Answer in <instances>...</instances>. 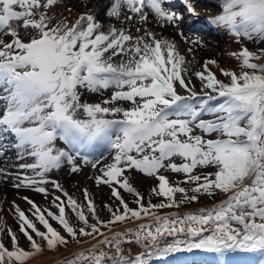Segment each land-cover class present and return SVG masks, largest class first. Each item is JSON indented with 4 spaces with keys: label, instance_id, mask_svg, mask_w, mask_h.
<instances>
[{
    "label": "snow or ice",
    "instance_id": "snow-or-ice-1",
    "mask_svg": "<svg viewBox=\"0 0 264 264\" xmlns=\"http://www.w3.org/2000/svg\"><path fill=\"white\" fill-rule=\"evenodd\" d=\"M182 3L196 15L189 0ZM170 4L109 0L105 14L117 23L105 27L94 9L74 18L53 15L60 0H0V134H12L18 159H31L18 165L23 173L15 174L14 187L47 198L51 184L62 193L53 194L56 211L27 197L31 217L15 206L19 233L0 223V264H29L45 250L73 244L88 247L57 264H150L195 250L214 254L215 264H229L237 252L258 253L264 264V48L243 46L245 40L264 44V0H221L210 23L241 43L230 53L238 70L212 59L191 75L192 61L177 42L147 27L150 16L161 28L178 26L183 17ZM85 91L111 94L89 102ZM94 145L110 159L90 160L85 154ZM8 150L0 143V156ZM77 157L96 169L91 179L118 202L104 205L107 218L87 188L78 201L49 178L65 162L80 172ZM208 168L214 171H198ZM132 170L158 181L152 193L160 202H145L126 175ZM169 172L183 179L173 182ZM121 190L134 197L135 207ZM201 197L213 203L159 211ZM131 245L141 251L133 255Z\"/></svg>",
    "mask_w": 264,
    "mask_h": 264
},
{
    "label": "rangeland",
    "instance_id": "rangeland-1",
    "mask_svg": "<svg viewBox=\"0 0 264 264\" xmlns=\"http://www.w3.org/2000/svg\"><path fill=\"white\" fill-rule=\"evenodd\" d=\"M80 1L85 2V4L87 3L86 0H80ZM166 6L171 7L173 10H176L182 16L184 8H183V4L181 2L171 0V4L166 5ZM112 21H113L112 23H116V21L114 19H112ZM151 22L154 23L153 25H155V27L157 26L153 30L157 33L156 29H158V28L160 29L161 28L160 25L157 24L155 22V20L152 19L150 16L149 23H151ZM147 27H148V25H147ZM165 27H170L173 30V32L170 36V39L175 40L177 42L181 52L186 56V58L188 60L192 61L190 75L192 73H194L195 71L202 70V65L206 61L212 60V59L216 60L218 65L221 68L238 70V64L237 63H236L237 66L235 68H232V67L229 68L226 65V63L223 62L222 60L218 61L214 56H210V55L207 56L205 54L204 41L207 38H212L211 33L200 32L198 29H195L193 26L189 27L188 24L183 25V20H181L179 22L178 26L168 25ZM163 28H161V29H163ZM181 32L183 33V38L180 35ZM185 39L188 42H185ZM197 39H199V41H200L199 44H192L191 43V41L197 40ZM248 42L249 41L245 40L243 43L248 44ZM251 44H252V46L249 49L253 50V51L257 50V48H255V46L257 47V45H261V44H257L254 42H251ZM262 45H264V44H262ZM189 48L192 49V52L188 51ZM210 67H211L212 71H214L220 79H222V80L226 79L225 77H223L220 74V72L218 71V69L215 66H210ZM192 79H193V83L196 86L197 91H199V88H200L199 80H197L194 75L192 76ZM110 94H111L110 91L105 92L104 97H107ZM104 97H102L98 94L88 93L85 91L82 98L84 100L89 101V102H99ZM213 103H216V102H213ZM124 106L127 107L128 105L125 104ZM204 118L210 119L212 117L205 116ZM11 144L12 143H8L7 146L10 147ZM57 146H59L58 141H57ZM101 149L105 150V152L103 154H101L100 157L95 158L93 160H96V159L104 160L105 158L109 157L108 151L104 147L98 145L97 151H101ZM23 162H31V159L25 158V160ZM23 162L20 161V162H18L17 165H19L20 163H23ZM77 162L81 164V171L80 172L72 173L71 172V165H69L67 162H65L59 170H54L52 173H49V178L51 180H55L59 184H61L63 189L66 190L70 195H72L78 201H83L82 190L87 188L92 193V195L95 199V203L97 205L99 215L101 216V218H107L109 214L107 212V209L104 207V205L105 204L113 205V204L118 203V202H116L114 200V198L111 197L110 189L107 186L101 185L98 187L95 184V181L93 179H91V177L98 174L96 169H93L90 164H84L83 162H80V161H77ZM179 162L180 161L177 160V163H179ZM2 169L4 170L5 173H7V175H4V178H0V186L3 185L1 188H4V185L8 181H11L8 177L11 178V176L12 175L15 176V174L18 171L19 172L23 171V170H18L17 172H14L12 174L8 167L6 168V167L2 166ZM198 171H214V169H212V168L198 169ZM28 174L31 175L30 172ZM126 175L129 176L130 183L137 189V191H139L144 196L145 202H147L148 200H151L152 203L160 202V200L162 198L156 197L152 193V189L154 187H156V185L158 183V181L156 179H154L153 177L145 176L144 174L136 172L135 170H132L131 172L126 173ZM166 175H168L170 180L173 182H177V181H180L183 179V176L180 174H175V173L169 172V173H166ZM14 182L16 183L17 181L15 180ZM15 183L13 185L9 186V191H11V194H17L19 201L27 203V201L24 199L25 197H27L28 199H31L32 201H34L41 208H49L53 211H56V209L53 207V205L51 203V201L53 199V194L62 196V193H60L55 188H53L51 184H48L46 186L48 188V192H49V195L46 198L45 194L37 193L30 188L21 187V188L17 189L16 187H14ZM93 191H94V193H93ZM122 195L130 203V206H132V207L136 206V205L131 203L132 200L134 199V197L131 194L122 191ZM220 198L221 197L218 196L217 200H219ZM212 203H213V201L208 199L207 197H201L200 201L194 202L192 204L181 206V208H179V209H175V208H173V209H161L159 211L161 214H165V213H169V212H173V211H182V210H186V209H192L193 207H200V206L202 207L204 205L209 206ZM13 205H14V207H12V208L14 210L16 205L14 203H13ZM70 218L72 219L73 223L76 222L74 219V216L70 217ZM12 221H14L13 231L19 233L18 221H17L15 211H14V214H12ZM50 223H52L54 227L60 229V226L55 221L50 220ZM38 226L41 227V229L43 230L42 226H40V225H38ZM61 231H62V229H61ZM5 242L7 243V238L5 239ZM20 243L22 245H24L25 247H27V242L22 235H20ZM74 247H76V246L73 244L68 249L74 248ZM64 252H65V248H63V247H61L58 251H56V250H52V251L45 250L41 254H38L36 257L31 259L29 264H39V261L44 260V258L48 257L49 255L50 256H55V255L58 256L59 255L57 258H60L61 255L64 254ZM188 253H190V254H188ZM252 254H255V253H252ZM244 258H247V257H244V255H242L241 252L231 253L229 262H233L235 259L237 261H239V259H244ZM209 260H211L212 262H214L213 264H215L214 254L205 253L203 251L195 250L193 252H178V253H174L170 256H166L163 258H157V259H155V261L152 264H197L195 262H202V261H204L206 264L209 262ZM259 260H260L259 254L253 255L252 259L250 261V264H259Z\"/></svg>",
    "mask_w": 264,
    "mask_h": 264
},
{
    "label": "bare ground",
    "instance_id": "bare-ground-1",
    "mask_svg": "<svg viewBox=\"0 0 264 264\" xmlns=\"http://www.w3.org/2000/svg\"><path fill=\"white\" fill-rule=\"evenodd\" d=\"M173 1H179L182 3V0H173ZM86 4L83 1L80 0H60V5L56 7L53 11V15L55 16H68L69 18H74L77 14L83 13L89 9H94L96 11V15L100 22L107 27L109 24H111L112 18H109L105 14V7L109 3V0H86ZM189 2L193 5L195 9L196 15H193L188 12L187 6L183 3V25L188 24L189 27L193 26L195 29H198L200 32L204 33H211L212 38H207L204 41V51L205 54L208 56H214L218 61L222 60L226 63V65L230 68H235L237 65V61L230 55L233 51H238L241 48V43L236 42V40L223 28H220L216 25H213L210 23V18L218 15L221 12V0H189ZM66 9H71V12H68ZM117 23V22H116ZM151 22L148 24V28L150 30H154L155 25ZM158 35H162L165 38L170 39V36L173 32V30L170 27H164L163 29H156ZM171 40V39H170ZM249 41L248 44H244L243 46H246L248 48H251L252 44ZM255 48H264V45H257ZM18 158V155L16 152H13L12 154H7L6 157L0 156V169H2V166L8 167L11 173L17 172L19 169L18 165L15 164L16 160ZM110 159V157H108ZM103 162V160H102ZM19 172V171H18ZM17 172V173H18ZM23 171H20L22 173ZM0 178H4V176H0ZM11 181H8L4 188H1L3 185L0 186V223L3 225H6L7 227H10L13 230V223L12 221V214H14V210L12 207H14L13 203L16 206H19L22 210L25 211L26 215H29L31 217V213L28 211V209L31 207L28 203L19 201L17 194H11V191H9V186L13 185L15 182V176L8 177ZM3 180V179H2ZM94 193V191H93ZM78 198V197H77ZM205 206V205H204ZM201 207V206H200ZM203 207V206H202ZM199 207H193L192 209H186L179 211L181 213L186 211L195 210ZM34 219V218H33ZM133 225L129 224L127 227H132ZM119 230V229H118ZM7 237L5 236L4 239ZM169 241H171L172 237L167 238ZM78 247L80 248H86L88 247L87 244H83L80 246H76L74 248L65 249L64 254L61 255L60 258H57L58 256H48L44 258V260L39 261V264H57V261L68 256L71 252H75L78 250ZM126 247H129L126 245ZM131 252L133 255L137 254L141 249L136 245H131ZM172 254H169L167 256H170ZM157 257L152 258L150 261V264L155 261Z\"/></svg>",
    "mask_w": 264,
    "mask_h": 264
}]
</instances>
